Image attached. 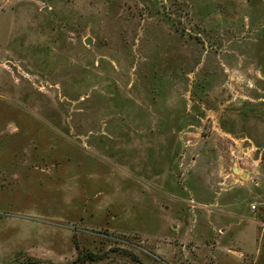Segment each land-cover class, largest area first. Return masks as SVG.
I'll return each instance as SVG.
<instances>
[{"label":"rangeland","instance_id":"1","mask_svg":"<svg viewBox=\"0 0 264 264\" xmlns=\"http://www.w3.org/2000/svg\"><path fill=\"white\" fill-rule=\"evenodd\" d=\"M0 264H264V0H0Z\"/></svg>","mask_w":264,"mask_h":264},{"label":"water","instance_id":"2","mask_svg":"<svg viewBox=\"0 0 264 264\" xmlns=\"http://www.w3.org/2000/svg\"><path fill=\"white\" fill-rule=\"evenodd\" d=\"M85 42H86L87 44H89V43H90V40H89V39H86ZM233 170H234V172H237V169H236V168H234Z\"/></svg>","mask_w":264,"mask_h":264},{"label":"trees","instance_id":"3","mask_svg":"<svg viewBox=\"0 0 264 264\" xmlns=\"http://www.w3.org/2000/svg\"><path fill=\"white\" fill-rule=\"evenodd\" d=\"M86 257H88V258H90V257H91V258H92V256H91V255H86ZM91 258H90V259H91Z\"/></svg>","mask_w":264,"mask_h":264},{"label":"built area","instance_id":"4","mask_svg":"<svg viewBox=\"0 0 264 264\" xmlns=\"http://www.w3.org/2000/svg\"><path fill=\"white\" fill-rule=\"evenodd\" d=\"M252 209H255V206H252Z\"/></svg>","mask_w":264,"mask_h":264}]
</instances>
